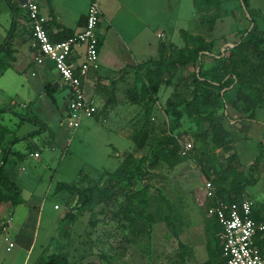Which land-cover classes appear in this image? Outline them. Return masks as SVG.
<instances>
[{"label": "rangeland", "instance_id": "rangeland-1", "mask_svg": "<svg viewBox=\"0 0 264 264\" xmlns=\"http://www.w3.org/2000/svg\"><path fill=\"white\" fill-rule=\"evenodd\" d=\"M8 1L13 0H0L2 34L3 29L9 33L11 28ZM248 2L246 7L241 0H221L218 8L206 12L197 8L195 0H99L104 14L101 34L107 32L106 55L125 61L108 72L101 86L104 82L108 87L122 83L115 105L102 111L98 119L85 118L76 131L68 127L63 115L65 91L57 93L59 103L54 104L45 92L52 81L44 78L35 89L37 78L20 72L19 63L7 70L0 66V163L8 156L6 169L22 200L16 206L0 204V264H40L56 253L64 255L69 264H209L207 247L213 239V221L200 189L207 179L213 178L223 188L235 185L242 197L264 204V158L256 171L251 170L261 151L264 153V101L252 106L243 96L250 91L232 86L216 106L207 104L210 93L222 90L207 81L200 85L198 101L193 103L199 72L210 78L208 72L218 66L206 56L200 59V67L190 63L179 70L172 86L162 87L158 97L144 96L141 104H135L132 96L140 97L137 85L144 80L147 68L152 69L153 62L159 60L162 43L168 58L177 57L174 52L186 48L181 30L212 42L216 54L241 40L252 27L250 16L264 36V0ZM41 3L47 17L54 9L61 23L75 29L90 1ZM26 23L25 14L17 9V29L18 24ZM21 37L22 47L27 37ZM5 39L0 38V43ZM130 48L147 68L141 70L131 60ZM2 58L11 65L13 56ZM94 88L91 92L102 101L101 110L110 94ZM181 100L191 104L179 108L182 119L175 122L168 113L169 102ZM24 118H37L43 125ZM215 119L229 130L234 152L226 154L215 148L210 132ZM170 137L176 143H167ZM18 138L23 140L13 144ZM187 143L197 149L184 153ZM176 146L175 157L165 154ZM156 149L163 157L152 165ZM235 151L237 158L230 162ZM128 156L147 158L145 175L117 187L118 193L109 203L94 199L61 232L63 219L75 210L78 197L67 190L61 193L58 185L78 184L84 189L91 186L89 177L95 185L108 186L111 182L106 183L105 172H114ZM2 191L17 196L5 188ZM33 196L42 218L28 254V237L19 236L13 223L23 225L27 211L22 206ZM129 204L135 211L126 215ZM14 209L15 216L10 218L8 212ZM9 218L15 220L10 228ZM10 244L14 247L8 250Z\"/></svg>", "mask_w": 264, "mask_h": 264}, {"label": "trees", "instance_id": "trees-1", "mask_svg": "<svg viewBox=\"0 0 264 264\" xmlns=\"http://www.w3.org/2000/svg\"><path fill=\"white\" fill-rule=\"evenodd\" d=\"M54 0H48L49 5H52ZM246 7H249L248 0H241ZM9 2V7L13 13V20L11 24V28L9 33H7V37L4 42L0 45V66L5 65L6 70L10 68L8 64L6 65L3 61L2 55L13 56V43L15 38L17 37V8L14 3ZM196 6L200 11L210 12L220 6L221 0H195ZM251 13V12H249ZM27 14V13H26ZM54 18V13L51 14ZM252 23V27L245 32V34L241 37V40L236 43L234 46H229L225 52L215 53L213 51L212 42H208L201 35H193L187 30H181V36L185 41L186 48L177 50V57L168 58L166 57V45L161 44L159 48V60L154 61V67L149 69L148 64H141L138 66L139 69L147 68L144 74V80L140 81L137 85L138 97L137 94L132 96V101L135 104H141L144 100V96L158 97L161 92L162 87H171L174 80L177 78L178 71L186 68L190 63L196 64L197 66H201V58L206 56L217 63L218 66L212 68L208 73L210 78L205 77L200 72L198 74L199 77L196 78L197 87L195 91V98L193 103H197L200 90V85L203 82H210L212 84H217L222 88L220 92L216 95L210 93L208 95L207 104H211L216 106L220 100L225 99V94L230 90L232 86H240L244 89L250 91L248 95H243L244 98L251 103L252 106H257L264 101V48L262 45L264 44V36L258 30L257 23L255 19L250 16L249 19ZM27 21L29 24L28 14ZM208 22V21H206ZM213 24V22H210ZM59 29L62 30L61 33L53 34L51 32L50 27H48L49 33L51 35V39L54 42L65 41L68 38L74 36V31L63 28L59 26ZM28 31L30 34L29 41L31 42V46L33 43V34L30 28V24L28 25ZM34 50V49H33ZM35 52V50H34ZM188 53V54H187ZM4 72V71H3ZM2 72V73H3ZM255 85H254V84ZM46 95L51 99V101L56 104L57 103V88L51 82L46 86ZM109 99L107 100L104 108L94 115L98 119L100 113L106 108L115 105L116 96L114 90H111L109 93ZM68 100V97H67ZM191 102H186L185 100H181L180 102H169L168 113L173 115L175 118V122H179L182 119V114L179 111V108L182 105H190ZM26 121L35 122L43 125L37 118H24ZM210 132L212 133L213 144L216 149H220L224 151L226 154H230L234 152V146L231 143V134L229 130L225 128L223 123L220 120H212L210 125ZM23 139H16L13 144H16ZM175 142L173 137L168 138L167 143ZM193 146L190 150V153L195 151L197 148ZM177 146L174 150L165 152V154L176 156ZM19 155V154H17ZM163 155L160 156L158 154V150L154 151V156L152 160V165H156L161 161ZM237 158V152L233 153L229 159L230 162ZM264 158V153L261 151L260 156L256 159L253 164L251 170L256 171L262 159ZM147 158H136L133 156L126 157L120 167L116 169L114 172H105L107 173V184L111 182L108 186H98L93 183L95 180L88 177L89 182H91V186H86V188H81L78 184H68L62 183L59 184L57 189L62 193L67 190L68 192H75L78 200L75 205V210L69 211L63 219V227L61 228V232L65 231L66 228L73 224L77 217L78 212H81L86 207H89L92 201L95 199H100V201H105L109 203L112 198H115L118 192H116L117 187H123L126 183L131 184V181L142 178L145 175L143 164ZM8 166V156L0 163V204L2 203H12L14 206L19 205L22 200H19V188L10 176L6 167ZM207 181L213 183L216 188L217 198L224 200L228 203L240 202L244 199L241 196L238 189H235V185L231 188H223L217 184V182L213 178H208ZM8 192L13 191L17 196H6L2 189ZM253 200V199H252ZM145 204H147L146 200ZM213 202L205 201V209L207 213V207L210 206ZM131 213L133 207L131 204L125 207V213ZM137 213V212H135ZM254 218L257 221L264 220V204L258 205L255 201V209L253 213ZM212 219V235L213 239L208 244V255H209V264H226V261L222 257V240L220 238V234L222 232L221 227L218 224V221L215 218ZM257 246L264 253V234H259L257 236ZM185 248V245L181 246ZM184 257L183 255L181 256ZM40 264H69L67 258L64 255L56 253L52 256H49L46 260L40 262Z\"/></svg>", "mask_w": 264, "mask_h": 264}, {"label": "built area", "instance_id": "built-area-1", "mask_svg": "<svg viewBox=\"0 0 264 264\" xmlns=\"http://www.w3.org/2000/svg\"><path fill=\"white\" fill-rule=\"evenodd\" d=\"M22 8L28 14L33 34L32 47L36 51L35 65L53 70L60 78L61 87L67 92L68 109L66 123L73 131L81 127L85 118H92L99 106L87 96L89 74L101 67V23L102 10L99 0H90L84 28L65 41L54 42L48 27L50 20L42 12L41 0H22ZM35 76V73H33ZM193 148L184 146V153ZM39 158L40 154L35 153ZM201 191L205 201L213 203L207 207V215L215 218L221 227L222 257L226 264H264V253L257 246V236L264 234V220L254 216L255 201L244 198L240 202L228 203L217 198L216 188L206 181ZM14 247L10 244V248Z\"/></svg>", "mask_w": 264, "mask_h": 264}, {"label": "crops", "instance_id": "crops-1", "mask_svg": "<svg viewBox=\"0 0 264 264\" xmlns=\"http://www.w3.org/2000/svg\"><path fill=\"white\" fill-rule=\"evenodd\" d=\"M12 3H14L16 5V8L20 9V11H22L27 18L26 11L22 8V0H17V4H16L15 0H13ZM89 6H90V4L88 5V9H89ZM41 8H42V12L44 14L42 3H41ZM52 13H54V18H55L54 21H53L52 15H51ZM87 13H88V10L86 11L85 14H82L80 16V18L77 22V27L75 29H73V28L67 27L66 25H64L63 23H61L59 21V18L57 16L56 12L54 11V9L50 10L48 18L50 20L49 27L51 29V32L53 34L61 33L62 30L59 29V26H62L63 28L73 30L74 35H75L76 33L80 32L84 28V26L86 24V19H87ZM103 15H102V17H103ZM12 20H13V13H12ZM16 21H17V18H16ZM11 24H12V21H11ZM11 24H10V27H11ZM28 25H29L28 21L26 24H18V29H17V34H16L17 37L15 38L14 43H13V50H14L13 60L10 59L11 65H9V66H11V67L14 66V68H15V65L17 63H19L20 68H21L19 70L20 72L24 73L26 76L30 75L32 78H35V79L37 78L35 81L36 83H34L35 89H38V85H37L38 81L43 80L45 78V79H49L50 81H52L54 86L57 88V93L65 91L60 85V78H59L58 74L53 70L52 64L48 63L47 67H43V66L39 67V66L35 65L34 59H35L36 51L34 52V50H33L34 48L31 46V42L29 41L30 34L28 31ZM101 30H102V23H101ZM26 31H27L28 35L24 36L26 34ZM106 33L107 32H105V36L102 35V38H101V50H100L101 67H100V70L90 72L88 84H87V96L90 100H94L98 104L99 109L101 107L102 101L99 100L98 96L94 95V92H91V87H95L94 90L98 89L99 91H103L105 94L107 92L110 93L111 90H114L115 96H116V98H118L117 97V88L121 87L122 82L117 84V85L115 84L116 86H111V87H108L107 85H109V84H106V82L103 83V85L105 84V86L103 87V86H101V83L105 79V77H107V75H109L108 72L110 70H112V68L113 69L118 68L121 64H123L125 62V61L124 62L119 61L118 58L117 59L109 58V56L106 55V51H107L105 49ZM4 36L7 37V29H3V34L0 32V38H3ZM21 36H23V38L27 37V41L25 39H23L25 45L22 47L20 46L21 45L20 39L22 38ZM0 45H1V43H0ZM129 51H130L131 60L133 62H136L139 65L143 64L144 61L139 60L131 48L129 49ZM115 53H117V52L115 51ZM131 60H129V61H131ZM115 62L118 63L117 66L113 65V64H115ZM27 72H29V73L27 74ZM33 73H35V76H33ZM57 93H56V96H57ZM58 101H59V99L57 98V103H59ZM67 109H68V100L66 102L65 111L63 114L65 117V122H66V117H67ZM53 150H54V147H53ZM22 208H25L27 211V214H26V217L23 221L24 223L22 226L21 225L16 226L13 223V221H15V220L10 219L11 216H15L16 209L12 210L11 212H8L10 220H8L7 222L10 224L8 228L11 227L12 223H13V226L17 227L18 232L20 233L19 236L28 237L29 244L27 245V248H28V254H29L32 250L34 238L36 237V234H37V230H36L37 224L40 222V220L42 218V212L40 211L39 207L37 205H35L34 196L30 201L25 202L23 204ZM7 209L9 210L8 207H7ZM30 224H32V225H30ZM32 233H33V235H32ZM8 250H9V248H8Z\"/></svg>", "mask_w": 264, "mask_h": 264}]
</instances>
